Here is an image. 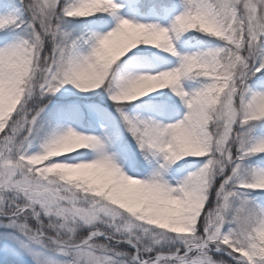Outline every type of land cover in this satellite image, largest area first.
<instances>
[{
  "label": "snow or ice",
  "instance_id": "obj_1",
  "mask_svg": "<svg viewBox=\"0 0 264 264\" xmlns=\"http://www.w3.org/2000/svg\"><path fill=\"white\" fill-rule=\"evenodd\" d=\"M0 264H264V0H0Z\"/></svg>",
  "mask_w": 264,
  "mask_h": 264
},
{
  "label": "rangeland",
  "instance_id": "obj_2",
  "mask_svg": "<svg viewBox=\"0 0 264 264\" xmlns=\"http://www.w3.org/2000/svg\"><path fill=\"white\" fill-rule=\"evenodd\" d=\"M193 46H195V42H193Z\"/></svg>",
  "mask_w": 264,
  "mask_h": 264
}]
</instances>
